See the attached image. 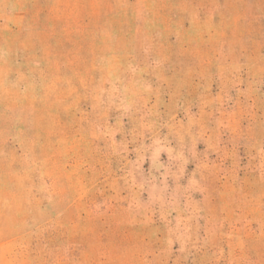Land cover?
Returning a JSON list of instances; mask_svg holds the SVG:
<instances>
[{
    "label": "rangeland",
    "instance_id": "rangeland-1",
    "mask_svg": "<svg viewBox=\"0 0 264 264\" xmlns=\"http://www.w3.org/2000/svg\"><path fill=\"white\" fill-rule=\"evenodd\" d=\"M0 264H264V0H0Z\"/></svg>",
    "mask_w": 264,
    "mask_h": 264
}]
</instances>
